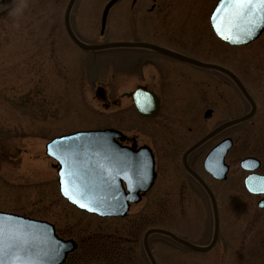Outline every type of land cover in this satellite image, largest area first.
<instances>
[{
	"label": "rangeland",
	"instance_id": "374dc122",
	"mask_svg": "<svg viewBox=\"0 0 264 264\" xmlns=\"http://www.w3.org/2000/svg\"><path fill=\"white\" fill-rule=\"evenodd\" d=\"M67 1L0 0V209L53 221L64 237H84L92 231L104 234L109 228L113 237L119 238L126 230L130 231V227L142 231L155 225L199 239L197 224L209 208L206 202L183 200L184 189L179 185L185 177L180 165L175 163L173 166L172 158H167L168 164L166 158L160 157L154 185L139 202L130 206L128 216L124 218L87 215L59 195L52 160L43 152V144L51 136L107 125L122 126L128 133L142 132L152 136L168 127L161 120L159 124L155 119L146 121L135 114L126 96H122L117 109L107 115V109L94 95L91 80H107L105 75L110 73L109 69L115 78L119 77L123 68L130 66L131 55L125 50L135 48L107 47L94 57L83 52L69 40L64 29L62 15ZM106 1H75L71 22L86 39L93 42L153 39L167 43V37L171 38L170 46L178 47L179 41L200 60L217 62L235 72L256 102L255 115L237 125L235 144L227 156L230 163L228 177L236 178L233 184H239L241 194L233 193L229 199L228 194L234 188L232 183H227L229 178L218 182L205 175L214 186L221 206L215 243L206 251L194 253V250L154 232L150 239L157 264H235L234 250L230 247L233 235L239 238L235 246L242 240L247 243L248 235L256 237L249 243L245 255L242 254L245 259L239 258V264H264V227L248 223L251 215L257 222L256 217L264 214V208L255 205L256 196L247 195L243 190L240 178L244 171L237 163L242 156L256 155L262 162L260 170L264 171V30L255 40L233 46L216 38L208 23L207 16L215 0H117L108 11L105 34L100 35V12ZM152 3L153 10H148ZM107 58L111 60L110 66ZM192 74H199V81L206 82L207 86L227 81L211 70ZM121 91V87L115 89L117 95ZM113 93L110 91V96ZM171 107L164 105L163 109L169 111ZM204 107L199 106L201 111ZM232 109L233 112L217 113L205 121L201 118L196 125L197 131L204 132L221 119L241 114L247 109V103L239 96ZM189 110L182 106L173 114L181 115ZM188 116L186 113L181 117L177 130L192 125L195 120L192 115L186 118ZM173 173H178L181 178L175 179ZM240 197L248 198L241 200ZM187 211L193 215L194 228L189 224ZM237 230L238 235L235 234ZM101 241H107V238L94 242L104 245ZM113 242L114 249L121 245L127 248L129 244L121 243V240L117 244ZM88 244L79 243L62 264H107V259H121L118 254L107 258L102 254L96 256V250ZM83 251L86 257L82 259L79 257ZM250 255L255 257L254 263H249ZM133 264L142 262L135 259Z\"/></svg>",
	"mask_w": 264,
	"mask_h": 264
},
{
	"label": "flooded vegetation",
	"instance_id": "af4514ba",
	"mask_svg": "<svg viewBox=\"0 0 264 264\" xmlns=\"http://www.w3.org/2000/svg\"><path fill=\"white\" fill-rule=\"evenodd\" d=\"M148 10H153V3L150 5ZM154 42L164 45L166 47H171L178 49L180 52L185 53L186 51L182 47L183 43L178 41V47H173L169 45L170 40L166 42L155 40ZM131 64L128 69H125L121 73L119 80H115L112 73H107V81L104 82V87L107 89V99L104 104L107 108L112 106H117L119 104V98L117 95L110 96V91H112L117 86L130 87V89L137 86H142L154 92L158 101V111L155 115V122L167 125V129H160L158 133L152 136L143 135L142 132L130 133L131 138H126L125 140H120V143L132 144H148L152 150L154 163L160 162V157L173 158L177 153L183 152L187 147L194 143L198 138L204 135L211 128L216 126L220 121L212 124L211 127L205 132H198L196 125L198 123L192 121V125L186 127L185 130L179 129L181 117L188 113L192 115V120L198 122V118L201 117L203 121L210 119L217 113L223 114L226 111H234L232 108L234 102L237 103L239 99V90L231 82H215L211 86H207L206 82L201 80L199 75L192 74V68L187 66L188 64L182 62L179 59L165 55L155 50H138L131 54ZM188 67V69L186 68ZM187 80V82H185ZM124 93V92H123ZM131 101V98L128 96ZM164 104L172 105V109L165 111L163 109ZM204 106V109L199 108V106ZM189 107V111L180 113L181 115L173 114V112L180 107ZM209 111L205 113V110ZM192 112V114H191ZM175 119H174V116ZM190 116L186 117L189 118ZM226 116H224L225 118ZM190 118V120H191ZM223 120V119H221ZM177 123V125H176ZM158 125V124H157ZM159 126V125H158ZM229 126L217 133H214L209 138L203 140L195 148H193L187 155L188 163L192 166L195 165V170L201 162L200 154L212 146L219 138L230 135L232 141H234V132L237 134V126ZM167 159V158H166ZM205 180V179H204ZM206 181V180H205ZM184 193L182 194L183 200L186 202L200 201L206 195L205 191L201 185L191 176L183 182ZM212 188V187H211ZM204 215H206L204 213ZM193 216H191V211L188 216L189 224H192L191 228H194ZM251 215L248 223L255 224L258 223L259 227H264V214L256 217ZM213 227V223H212ZM211 228V222L209 221L207 215L198 222L197 229L200 230V237L197 242L203 243L208 239L207 233ZM107 235L98 233V231H92L87 233L84 237L76 238L80 241L79 243H86L92 239H102V237L107 238V256L110 255L112 244H117L118 240L121 243L128 244L127 248L125 246H119L116 249L121 256L119 260L107 259V264H133L136 259V250L138 249V240L140 236L139 229H133L130 227V231H125V234H121L119 238L113 237L112 233L108 231ZM190 230V229H189ZM187 238L189 240L193 239L191 237ZM130 247L132 248L130 252ZM134 249V250H133ZM236 264H239V258H236Z\"/></svg>",
	"mask_w": 264,
	"mask_h": 264
},
{
	"label": "water",
	"instance_id": "95a60500",
	"mask_svg": "<svg viewBox=\"0 0 264 264\" xmlns=\"http://www.w3.org/2000/svg\"><path fill=\"white\" fill-rule=\"evenodd\" d=\"M115 0H109L102 11L101 15V26L104 25L105 16L108 8ZM73 0H69L65 13V27L69 36L78 44L86 48L104 47L109 45L127 44L123 42L103 43L100 45H85L77 40L75 35L72 33L68 23V13ZM220 4V0H217L213 10L210 13L209 20L214 32L222 39L227 40L231 43H237L233 40L225 39L219 35L216 28L213 26V16L216 13V9ZM223 12L220 13L222 17ZM219 22V21H217ZM264 29V23H261L254 31V34L250 37H243L238 43L248 42L259 35ZM236 33L226 32V35H235ZM143 44V43H141ZM145 45V44H143ZM193 62L196 60L190 59ZM202 65L216 67L221 69L220 66L197 62ZM233 79L237 82L238 80L233 76ZM240 84V83H239ZM242 91L243 88L240 85ZM99 95L100 91L97 90ZM246 95V94H245ZM137 99L136 106L138 110L143 114H153L155 112L156 104H145ZM253 110V104L251 102V110L248 114L240 116L233 120L238 121L248 117ZM114 136H118L117 130L106 128L96 130H81L70 134L61 135L60 137L52 139L47 144L48 153L52 151V146L55 145L56 149L62 153H67L60 159L58 155L60 165L58 168L60 191L67 197L74 205L79 208L96 212L100 215H123L128 207L129 201L137 200L136 191L140 188L136 185L142 177V171L147 172L146 183L143 188H146L152 179L153 173H151L152 163L140 164L138 162L129 161L124 166L128 171L127 175L121 174L126 179V186L128 191L125 192L121 186L120 178L115 174L116 162L113 164H107L106 157H93L94 155L99 156L101 153H106L111 147H117L114 141ZM71 141L76 143L71 148ZM222 143H220L219 147ZM214 151V150H213ZM140 170V173L138 171ZM225 170V169H224ZM76 173V177L67 175L68 173ZM61 173H65V181L62 184ZM221 174L219 177H222ZM138 177V178H137ZM137 178V180H136ZM76 181V188L74 193L79 195L82 193L81 203L89 204L88 208L82 207L80 204L74 202L66 196L62 190L63 187H68ZM262 191V190H259ZM255 190V192H259ZM0 227L3 228V244L5 246V260H9L13 257H18L23 261H32L34 264H58L64 260L68 251L75 247V243L72 239H61L54 233L53 226L44 221L37 220L28 217H23L16 214L0 212ZM160 231L173 237L174 239L182 242L183 244L191 245L185 240L175 236L169 231L151 228L147 230L144 238L151 231ZM9 245H13L9 247ZM146 248V247H145ZM148 252V250H147ZM148 255L150 256L149 252ZM152 261V260H151ZM152 264L154 262L152 261Z\"/></svg>",
	"mask_w": 264,
	"mask_h": 264
},
{
	"label": "snow or ice",
	"instance_id": "6c2138e0",
	"mask_svg": "<svg viewBox=\"0 0 264 264\" xmlns=\"http://www.w3.org/2000/svg\"><path fill=\"white\" fill-rule=\"evenodd\" d=\"M224 15L221 17L220 13ZM219 21V22H217ZM264 23V0H220V4L213 16V26L219 35L225 39L240 42L241 35L250 37L254 34L255 29ZM226 32L236 33L235 35H226ZM65 173H61L62 184L65 181ZM67 175L76 177V173H68ZM264 181V178H260ZM76 181L62 190L66 196L73 199L75 203L82 207L88 208L89 204L81 203L82 193L77 195L74 193ZM260 190L264 191V187ZM3 228L0 227V264H34L32 261H21L18 257L5 260V246L3 244ZM13 245H9L12 247Z\"/></svg>",
	"mask_w": 264,
	"mask_h": 264
},
{
	"label": "bare ground",
	"instance_id": "6f19581e",
	"mask_svg": "<svg viewBox=\"0 0 264 264\" xmlns=\"http://www.w3.org/2000/svg\"><path fill=\"white\" fill-rule=\"evenodd\" d=\"M107 41H109V40H107ZM111 41V40H110ZM45 143V142H44ZM43 146H44V144H43Z\"/></svg>",
	"mask_w": 264,
	"mask_h": 264
}]
</instances>
